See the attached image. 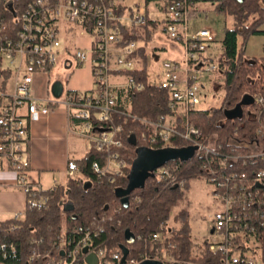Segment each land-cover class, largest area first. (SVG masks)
I'll use <instances>...</instances> for the list:
<instances>
[{
  "label": "built area",
  "instance_id": "obj_1",
  "mask_svg": "<svg viewBox=\"0 0 264 264\" xmlns=\"http://www.w3.org/2000/svg\"><path fill=\"white\" fill-rule=\"evenodd\" d=\"M0 5L6 11L5 17L0 14V78L11 87L9 92L0 91V165L7 164L19 176V183L26 193V210H41L47 203L40 188L36 184L30 186L24 180L28 166L25 143L29 126L40 114L50 111L32 91L34 74L47 73L64 55L72 58L75 66L89 65L92 89L88 92L67 91L62 103L68 111H73V116L83 120L80 133L91 147L105 152L111 144L120 145L116 138L121 129L119 125L111 132L93 128L94 121L109 120L115 105L116 93L110 83V72L135 69L132 57L137 49L136 42L116 46L122 37L120 26L140 30L151 20L159 23L164 35L181 44L182 59L163 62L157 83L168 92L172 112L196 109L201 101L203 81L207 74L216 72L217 65L215 60H211L214 57L210 51L214 48L215 33L206 26L191 28L189 19L197 10L188 7L186 1L172 0L167 6L157 2L156 15L150 13L146 6L126 8L118 0H0ZM117 5L125 8L121 15L114 13ZM4 72H8L6 79L1 75ZM124 86L141 88L142 83H134L132 77L126 76ZM22 108L24 113L20 112ZM165 121L166 116H160L156 122H146L148 134L142 133L141 140L154 143L159 139L167 146L171 136H178L190 142L195 155L211 152V144L203 138L200 128L186 124L179 132ZM256 155L253 153L250 157ZM124 165V161H117L116 156H107L103 168L94 161L92 170L116 173ZM178 170V164L166 163L152 173L157 179L183 188L186 181L178 177ZM66 171L69 176L77 173L76 162L68 160ZM203 180L212 186L221 204L213 214L210 226V235L214 238L206 241L209 252L220 256L221 264H264L259 244L252 237L255 227L249 223L258 212L264 216V169L253 172L249 178L244 174L219 176L210 171ZM255 207L258 212L253 210ZM24 215L25 212H17L11 219L22 220ZM260 225L263 226V222ZM97 235V232L90 234L86 229L76 241L60 239L57 250L62 252V257L55 264H89L86 260L89 255L96 257L95 264L127 262L121 263L120 252L112 254L110 261L103 260V249L91 250L92 237ZM160 237L155 233L149 239L156 241ZM147 240L144 238L143 242ZM252 242L256 244L254 248L249 245ZM5 247L0 244V264H14L8 261ZM35 250L36 247L31 248V258L38 255ZM9 254H15L13 246L9 247ZM46 256L50 257L48 253ZM145 259L146 256L136 261L130 259L127 264H138Z\"/></svg>",
  "mask_w": 264,
  "mask_h": 264
},
{
  "label": "trees",
  "instance_id": "obj_2",
  "mask_svg": "<svg viewBox=\"0 0 264 264\" xmlns=\"http://www.w3.org/2000/svg\"><path fill=\"white\" fill-rule=\"evenodd\" d=\"M172 0H145L162 2L164 6ZM188 7L199 11L200 5H211V11L220 15L226 23L223 37L219 42L218 56L214 59L216 73L222 78L223 97L219 107L207 109H187L177 114L169 108V95L157 84L148 82L144 64L131 71L112 70L133 78L134 83H142L141 88L126 86L116 91V101L109 120L94 121V130L111 132L120 126L116 138L120 145L111 144L108 151L99 152L92 147L77 161L78 172L69 176L64 186L56 185L42 191L46 197V206L41 210L27 209L22 220L12 219L0 222V244L6 245L8 261L14 264H55L62 257L57 250L60 239L76 241L88 229L92 237L91 250H104L103 260H112V254L121 252L120 246L127 248L126 263L130 259H156L164 263L178 264H221V258L213 255L204 242L198 257L193 254L190 229L185 220L187 213L179 216L183 223L178 229L165 233V223L172 208L183 197L182 190L188 188L190 180L207 177L210 171L224 176L244 174L251 177L253 172L264 169V57L256 58L245 55L244 43L253 34L264 33L259 29L264 23V0H180ZM125 8L117 5L116 15H121ZM0 14L6 11L0 5ZM158 23L148 20L147 27L154 28ZM121 28V41L116 46L136 42L142 34L137 29ZM137 50V49H136ZM143 47L138 48L142 51ZM6 79L8 72L1 73ZM3 79V80H5ZM261 99V100H260ZM240 109V114L229 116L230 111ZM160 116H174L170 125L182 132L185 125L200 128L203 138L211 144V152L201 153L182 159L168 161L178 164V177L185 179L183 188L172 186L148 173L140 187L129 193L128 207H122L118 192L129 184L131 166L139 148L158 150L168 147L191 149L190 142L178 136H171L165 146L157 139L150 143L141 140V134H148L146 122H156ZM79 124L83 120L76 117ZM253 153L258 154L250 157ZM261 153V155L259 154ZM107 156H116L125 165L116 173H96L92 170L95 161L103 168ZM255 187V186H254ZM258 212V209L253 208ZM249 223L254 226L253 238L259 244L261 258L264 261V216L258 212ZM263 222V226L260 225ZM15 229H11L12 226ZM161 235L153 241L152 234ZM251 234V233H250ZM144 238H148L143 242ZM13 246L15 254H9ZM36 247L38 255L31 258V248ZM46 253L51 257L46 256ZM112 264H115L113 262Z\"/></svg>",
  "mask_w": 264,
  "mask_h": 264
},
{
  "label": "crops",
  "instance_id": "obj_3",
  "mask_svg": "<svg viewBox=\"0 0 264 264\" xmlns=\"http://www.w3.org/2000/svg\"><path fill=\"white\" fill-rule=\"evenodd\" d=\"M147 29L149 30L150 27H147ZM157 33L163 34L160 30ZM155 34L153 31L151 33L144 32L143 36L136 41L137 50L132 57L135 68H141L144 64L146 73L150 57L145 49L151 41L156 40L159 42L158 37H154ZM216 37L215 33V46H218ZM83 44L86 45V41H83ZM141 47H143V50L140 52L138 48ZM154 49L155 51L158 49L164 51L163 47H154ZM64 57L65 55L62 60ZM181 59L175 58L174 60L179 61ZM74 67H76L74 73L76 78L71 83H68V81L62 83V77L59 74L56 77L58 83L56 92H53L52 87L50 93L46 86L44 95L39 94L38 89L33 86V82L35 78L45 76L48 84L53 68L47 73L33 75L32 91L40 102L50 108V111L46 114H40L39 118L29 126V136L25 143V156L28 166L26 167L27 173L24 180L30 186L36 184L41 191L49 190L56 185L64 186L69 176L66 171L68 160L75 162L81 160L91 148L90 142L80 133L82 127L72 115L73 111H68L62 103L67 91L88 92L92 89V76L89 65L84 64ZM156 75L159 79L161 67ZM125 82V75L112 73L110 76V83L115 93ZM0 91H11L9 84L6 83L5 85L1 78ZM20 112L24 113L25 109L22 108ZM25 211L26 193L19 183V176L7 164L2 163L0 165V222L11 219L14 213H24ZM211 223L212 221L207 226L209 234ZM190 239L194 243L191 234ZM202 249L203 247L199 252H196L199 253L195 255L196 257L200 255ZM89 264H95V262L92 261Z\"/></svg>",
  "mask_w": 264,
  "mask_h": 264
},
{
  "label": "rangeland",
  "instance_id": "obj_4",
  "mask_svg": "<svg viewBox=\"0 0 264 264\" xmlns=\"http://www.w3.org/2000/svg\"><path fill=\"white\" fill-rule=\"evenodd\" d=\"M126 8H135L137 5L146 6L150 13L157 14L155 9V3L149 2L145 3V0H118ZM230 19H227L224 23L223 17L211 11V5L205 4L199 6V11L193 18L189 19V24L192 29H200L202 27L211 28L214 33H216V42L218 46H215L210 51L214 58L218 56L219 52V42L223 37V29L225 24H230ZM159 24V23H158ZM259 29L264 31V23L260 25ZM144 29H138L139 33L142 34ZM154 33V37H158L159 42L156 40L148 43L146 47V53H148L150 59L148 60L149 65L147 68V77L148 82L151 84H157L159 82L158 77H156L161 65L163 62L176 61L175 58L183 57V49L181 44L175 40L171 39L168 36L157 33L160 30V27L157 25L154 28H151ZM162 33V32H161ZM157 47H163V50L158 49ZM163 51V52H162ZM244 52L246 56L249 57H264V33L250 35L244 43ZM180 61V60H179ZM5 65V61L3 62ZM74 61L72 58L64 57L61 62H58L52 69L48 84L46 83V77L41 76L34 79L33 86H35L40 95H44L46 92V86L48 91L51 93L53 85L57 82V75H61L62 83L67 82L71 83L73 79L76 78L74 67ZM65 77V78H64ZM202 89L200 92V104L196 106V109H207L210 107H219L223 97V90L221 89L222 78L218 73H209L207 78L203 81ZM183 113L182 110H179L177 114ZM174 116L166 117L165 123L171 125L173 123ZM69 177V176H68ZM183 197L178 201V203L172 208L170 217L165 223V233L167 234L171 229H178L183 223V220L180 218L182 212L187 213L185 218L189 229L190 234L193 237V254L198 255L199 250L204 246V242L211 241L214 236L209 234L207 228L208 224L213 219V214L221 208L219 197L213 193V188L203 178H196L190 180L188 183V188L182 190ZM209 234V235H208ZM254 248L255 243L249 244ZM94 260L93 256L89 257Z\"/></svg>",
  "mask_w": 264,
  "mask_h": 264
},
{
  "label": "water",
  "instance_id": "obj_5",
  "mask_svg": "<svg viewBox=\"0 0 264 264\" xmlns=\"http://www.w3.org/2000/svg\"><path fill=\"white\" fill-rule=\"evenodd\" d=\"M57 82L53 86V92H56ZM240 114V109L236 108L233 111L228 113L229 116H235ZM192 149L186 148H163L158 150H152L147 148H139L137 150L136 158L131 166V172L129 175V184L125 190H121L118 192V196L120 197V203L122 207H128L129 205V193L132 189L136 187H140L143 183L144 178L148 175V173H152L155 169L160 166L166 164L168 161L175 160L177 158L185 159L192 155ZM122 258L121 263L126 261V257L128 254V250L125 246L121 245ZM86 251V248L83 249ZM62 254V252H61ZM93 256L94 262L96 263V257L94 255H89L87 257V262H92V259L89 257ZM138 264H164L162 261L156 259H145L140 261ZM178 264V263H172Z\"/></svg>",
  "mask_w": 264,
  "mask_h": 264
}]
</instances>
